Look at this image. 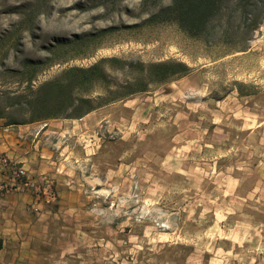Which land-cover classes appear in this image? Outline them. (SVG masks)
Listing matches in <instances>:
<instances>
[{
  "label": "rangeland",
  "instance_id": "rangeland-1",
  "mask_svg": "<svg viewBox=\"0 0 264 264\" xmlns=\"http://www.w3.org/2000/svg\"><path fill=\"white\" fill-rule=\"evenodd\" d=\"M77 1L86 0H49L36 20L47 36L85 35L56 52L55 61H66L39 80L112 56L144 64L179 60L190 71L126 94L123 82L137 69L103 63L106 78L92 82L91 96L118 98L91 110L85 126H65L72 153L64 154L81 160L69 176L86 207L72 231L86 235L57 244L49 263L264 264V0L248 49L215 59L173 24L98 33L141 22L147 15L140 0L109 11L74 9ZM11 19L0 15V27ZM24 48L44 54L38 42ZM95 218L98 226L91 225Z\"/></svg>",
  "mask_w": 264,
  "mask_h": 264
},
{
  "label": "trees",
  "instance_id": "trees-1",
  "mask_svg": "<svg viewBox=\"0 0 264 264\" xmlns=\"http://www.w3.org/2000/svg\"><path fill=\"white\" fill-rule=\"evenodd\" d=\"M122 0L77 1L74 9L87 10L100 6L103 10L116 9ZM261 0H140V9L147 16L139 23L110 26L99 30L104 34L117 29H128L142 24H173L186 37L199 42L207 51H214L213 59L237 51H246L254 31L259 27ZM90 3V4H89ZM49 0H26L9 3L0 0V15L14 16L0 27V119L5 126H16L54 118H80L89 111L118 97L103 100L92 95V82L105 79L103 63L131 72L123 82L126 94L142 92L150 84L168 82L186 75L190 68L182 61L167 60L142 63L117 57L101 58L87 66H67L43 80L39 76L67 58L54 60L56 52L71 43L81 44L85 35L67 38L47 36L36 23L47 11ZM38 42L43 55L26 52L25 43ZM0 237V249L2 248Z\"/></svg>",
  "mask_w": 264,
  "mask_h": 264
},
{
  "label": "crops",
  "instance_id": "crops-1",
  "mask_svg": "<svg viewBox=\"0 0 264 264\" xmlns=\"http://www.w3.org/2000/svg\"><path fill=\"white\" fill-rule=\"evenodd\" d=\"M92 113L77 119L54 118L16 126H5L0 119V157L8 156L22 164L32 178H52L57 191V200L50 204L37 200L31 190L0 194V264H50L57 244L86 235L82 229L72 231L73 226H81L79 215L86 207L81 201L82 188L75 185L81 160L64 154L71 152L64 137L67 123L84 121L85 126ZM2 178L0 173V181ZM91 222L98 226L100 220Z\"/></svg>",
  "mask_w": 264,
  "mask_h": 264
},
{
  "label": "built area",
  "instance_id": "built-area-1",
  "mask_svg": "<svg viewBox=\"0 0 264 264\" xmlns=\"http://www.w3.org/2000/svg\"><path fill=\"white\" fill-rule=\"evenodd\" d=\"M0 173L3 176L0 181L1 195L31 190L35 198L44 204L57 200V191L52 178L45 176L38 179L32 178L22 164L16 163L8 156L0 157Z\"/></svg>",
  "mask_w": 264,
  "mask_h": 264
}]
</instances>
